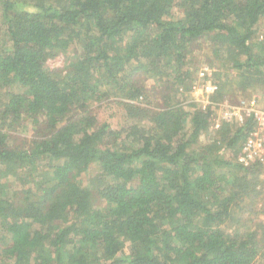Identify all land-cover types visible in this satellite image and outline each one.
Listing matches in <instances>:
<instances>
[{"label":"trees","instance_id":"1","mask_svg":"<svg viewBox=\"0 0 264 264\" xmlns=\"http://www.w3.org/2000/svg\"><path fill=\"white\" fill-rule=\"evenodd\" d=\"M263 18L264 0H0V264H264V166L238 162L254 124L214 129L187 67L202 44L264 86Z\"/></svg>","mask_w":264,"mask_h":264},{"label":"rangeland","instance_id":"2","mask_svg":"<svg viewBox=\"0 0 264 264\" xmlns=\"http://www.w3.org/2000/svg\"><path fill=\"white\" fill-rule=\"evenodd\" d=\"M264 35V18L259 22L257 26L256 36L260 37ZM197 50H194L193 53L190 55V60L187 62V67L193 72V79L195 82H192L191 84V97L194 99V102L200 101L201 98V91L203 84H205V81L201 80L198 76V71L204 66L207 67H214L217 73H220L219 76H214V73L212 75V78L209 82L214 83H220L224 80L223 75L225 73H228V79L229 81L225 85V99L228 101V104H231L232 106H238L242 101L249 100L254 95H264V86L254 85L252 88H249L248 90L242 91L238 89L236 85L235 80V74L233 72L222 69L220 66L216 65L215 62L212 61L211 57H209V52L207 51L206 47L200 44ZM64 65V56L58 55L52 59H49L46 62V66L49 69H55V68H62ZM220 67V68H219ZM223 79V80H222ZM136 82L142 84L144 87L147 88V90L151 91L150 97V104L152 106L161 105L160 96L163 94V89H159L158 86H160L157 82L154 81L152 78L145 79V76L142 74H136L135 76ZM220 81V82H219ZM204 90V89H203ZM180 92L182 90H179ZM188 93V92H186ZM185 93V95H186ZM205 93V91H203ZM206 95V94H204ZM209 101L211 103H215L212 99L209 98ZM213 101V102H212ZM223 101V100H221ZM217 101V102H221ZM210 103V104H211ZM213 106V104H211ZM200 106V105H199ZM211 109V106H209ZM214 111L213 109H211ZM189 111H191V108H189ZM92 112L96 116L97 120L99 122L106 121L110 125L112 129H119L124 123L123 113L118 108V106L114 103H97L92 105ZM234 124V123H233ZM38 129L31 124H26L25 127L20 128L15 133H10V138L14 139L16 143H25L27 141V144L30 143L32 138L37 135ZM208 135V134H207ZM206 135V137H207ZM201 139H206L204 137H201ZM231 152L227 151L226 157L230 156ZM262 173H260L259 180L262 183L263 191H264V169L261 170ZM91 175V173H90ZM89 177V174H85L81 177V180L83 182V185L87 184V179ZM101 203V202H99ZM259 219H264V217H260Z\"/></svg>","mask_w":264,"mask_h":264},{"label":"built area","instance_id":"3","mask_svg":"<svg viewBox=\"0 0 264 264\" xmlns=\"http://www.w3.org/2000/svg\"><path fill=\"white\" fill-rule=\"evenodd\" d=\"M214 72V68L207 66L199 69L197 74L201 80L205 81V84L200 89L202 99L196 102H198L202 109H207L211 106V109L215 111L211 121L214 129H218L223 121L241 125L247 119H252L254 126L243 144L238 162L244 167L254 164L264 166V95H254L249 100L242 101L238 106L228 104L226 99L221 102L216 101L215 103H211L209 95L215 93L217 90V84L209 82Z\"/></svg>","mask_w":264,"mask_h":264}]
</instances>
